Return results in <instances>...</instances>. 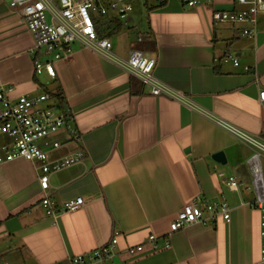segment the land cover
Here are the masks:
<instances>
[{"label": "crops", "instance_id": "1", "mask_svg": "<svg viewBox=\"0 0 264 264\" xmlns=\"http://www.w3.org/2000/svg\"><path fill=\"white\" fill-rule=\"evenodd\" d=\"M146 4L110 35L112 52L126 60L139 49L156 58L154 76L186 102L150 95L138 78L79 44L70 60L55 64V78L35 74L32 34L18 11L0 0V84L12 98L59 92L70 118L53 136L62 147L50 159L85 155L50 178L55 208L85 199L55 223L41 203L37 164L18 159L0 166V264H70L113 237L117 263L264 264L261 212L252 206L250 186L243 189L237 177L253 150L217 122L264 140V16L255 38L237 41L240 25L215 23L212 13L241 9L238 0ZM228 47L240 67L222 61ZM244 65L252 70L245 73ZM10 143L0 135V147ZM221 151L226 164L212 158ZM231 177L243 183L237 191L228 188ZM247 191L253 199L245 198ZM196 196L225 200L230 221L219 217L171 233L175 214ZM150 235L159 238L158 248ZM138 244L141 250L127 252Z\"/></svg>", "mask_w": 264, "mask_h": 264}, {"label": "built area", "instance_id": "2", "mask_svg": "<svg viewBox=\"0 0 264 264\" xmlns=\"http://www.w3.org/2000/svg\"><path fill=\"white\" fill-rule=\"evenodd\" d=\"M146 4L147 0H141ZM203 0H183L186 6L195 7ZM9 8L18 11L33 37L31 54L34 58V72L56 77L55 64L71 59L75 45L98 53L113 61L128 75L138 78L150 88L152 96H164L177 101H185L184 94L173 90L154 76L157 59L146 55L142 50H133L124 60L112 52V42L100 30H111L110 19H127L133 11L132 0H7ZM164 4L166 0H156ZM241 9L219 10L212 13V20L219 24L240 25L237 41L253 39L257 34V20L264 16V0H238ZM97 20L107 22L105 28H97ZM139 44L143 39H137ZM223 62H231L235 67L242 64L234 48L228 47L222 53ZM248 73L252 68L244 65ZM50 101L52 103H50ZM260 101H264V91L260 92ZM69 111L59 105L56 97L42 92L38 96L21 95L12 98L10 91L0 84V135L10 138L11 143L0 147V166L23 159L37 164L38 182L42 193V206L53 223L61 214L70 213L85 205V199L78 197L65 202L60 208L52 204L50 178L71 166L82 163L83 153H73L54 160L50 155L60 149L62 144L53 139L60 130L67 127ZM218 124L227 130L238 142L249 146L254 153L246 164L255 194L253 207L261 212L260 236L262 239L261 258L264 261V178L261 159L264 157V140L223 120ZM72 138H78L73 132ZM243 183L229 178L228 188L237 191ZM231 208L225 200L207 201L200 196L185 203L170 223V232L186 230L195 224H207L221 217L230 221ZM155 235L147 240L158 248ZM117 239L99 249L70 259V264H130L116 262ZM143 244L130 246L127 252L134 254L143 248ZM164 247H170L169 238H164Z\"/></svg>", "mask_w": 264, "mask_h": 264}, {"label": "rangeland", "instance_id": "3", "mask_svg": "<svg viewBox=\"0 0 264 264\" xmlns=\"http://www.w3.org/2000/svg\"><path fill=\"white\" fill-rule=\"evenodd\" d=\"M148 2H156V0H147ZM132 5H133V11L129 14L130 17H139L141 15V12L144 11L145 9V5L144 2L141 0H132ZM261 17V16H260ZM259 17V18H260ZM123 23L126 22V19L122 20ZM103 22V21H102ZM104 24L101 25V27L105 28L106 23L103 22ZM131 24L133 23H129V25L131 26ZM125 28L127 29V26H125ZM50 103H52L50 101ZM254 153V151H252V154ZM251 154V155H252ZM262 161V167H263V178H264V157L261 159ZM240 169L243 171L242 173H238L237 177L240 180H243L245 182V185L242 187L243 189H245L246 187H251V181H250V176H249V172H248V168H247V164L246 162L243 161V164L240 166ZM247 200L253 199L254 196L252 194L251 191H247V196L245 197Z\"/></svg>", "mask_w": 264, "mask_h": 264}, {"label": "trees", "instance_id": "4", "mask_svg": "<svg viewBox=\"0 0 264 264\" xmlns=\"http://www.w3.org/2000/svg\"><path fill=\"white\" fill-rule=\"evenodd\" d=\"M159 6H162V4H158V6H156V7H159ZM152 9H155V8H152ZM109 21H110L109 28H111V30L107 31V29H106V30H102L101 31L100 30L101 25L104 24V23L101 20H99V21L97 20V28L100 30V34L101 35H107L108 37H110V35L112 33H114L115 31H120L122 29V27H123V21L122 20H120L118 18H114L112 20L110 19ZM105 23H107V22H105ZM45 91L47 93L51 94L52 96L56 97L58 99V101H59V105L61 107H63V109H66V106H65V104L63 102V99H62V96H61V94L59 92H57V91L56 92H49L47 90H45Z\"/></svg>", "mask_w": 264, "mask_h": 264}, {"label": "water", "instance_id": "5", "mask_svg": "<svg viewBox=\"0 0 264 264\" xmlns=\"http://www.w3.org/2000/svg\"><path fill=\"white\" fill-rule=\"evenodd\" d=\"M146 47H149V44L145 45ZM213 160H215L216 162L220 163V164H226L227 159L225 157V153L224 152H217L215 154H213L212 156Z\"/></svg>", "mask_w": 264, "mask_h": 264}]
</instances>
